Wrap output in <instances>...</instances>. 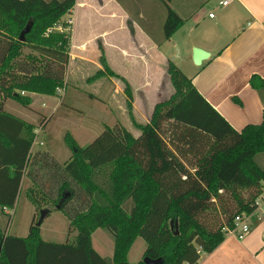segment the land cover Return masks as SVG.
Returning <instances> with one entry per match:
<instances>
[{
    "label": "trees",
    "instance_id": "obj_1",
    "mask_svg": "<svg viewBox=\"0 0 264 264\" xmlns=\"http://www.w3.org/2000/svg\"><path fill=\"white\" fill-rule=\"evenodd\" d=\"M115 1L124 8V0ZM160 1L166 14L160 26L150 16L153 11L143 9L147 18L136 20L157 46L184 23L170 0ZM74 4L0 0L4 98L28 107L31 98L25 93L54 96L57 87H65L70 34L53 28L65 24L62 16ZM29 21L31 29L21 42L19 33ZM136 21L130 17L127 26L131 29ZM25 47L36 54L23 55ZM99 58L103 69L97 74L108 72L124 82L135 130L117 122L85 146L65 134L71 155L64 162L46 151H31L34 129L43 128L46 118L31 124L0 102L1 210L14 206L26 177L30 186L24 193L37 214L44 204L64 214L75 233L72 240L58 243L43 240L32 221L23 237L0 229V264H130L127 254L138 237L145 249L135 264H145L143 257L161 258L162 264H196L225 239L224 226L256 209L264 187V171L254 161L264 151V102L261 121L237 131L168 59L164 69L173 92L154 104L148 121H137L129 84L109 69L103 55ZM249 83L264 86V77L252 75ZM209 213L215 215L213 223L203 221ZM98 228L112 238L111 258L92 247L91 235Z\"/></svg>",
    "mask_w": 264,
    "mask_h": 264
},
{
    "label": "crops",
    "instance_id": "obj_2",
    "mask_svg": "<svg viewBox=\"0 0 264 264\" xmlns=\"http://www.w3.org/2000/svg\"><path fill=\"white\" fill-rule=\"evenodd\" d=\"M105 6L107 9H109L107 10V14L113 20L114 29L120 28L122 30V35H127L130 33V40L127 39L126 44H120L121 41L111 38L110 36L112 29H109V27L104 26L101 29L99 28L98 30H95L92 28V22L91 24H87L91 13L90 10L104 14ZM241 9L246 14L245 23L241 22ZM69 14L74 16V18H71L72 22H74V25L72 23L73 29L70 40L71 48L69 50L67 69L70 68L73 62H76L78 64H83L90 68H94L96 72L102 70L103 67L100 64V61H98L100 53L98 47H96V40L102 39V47L104 52L109 48L116 49L118 52H121L123 56L122 60H127L126 62H128V64H133L136 70L139 71V77L134 82L130 79V77L127 76L129 74L123 72V70H120L119 67L121 65L114 63V61L110 62L105 56V61L109 69L113 73L119 75V77H122L129 84L131 92L130 101H132L131 104L133 110L132 114L135 120L140 118L144 121H148L154 104L160 100L163 93V91H160V87L163 83V80L167 78L164 68L169 58L163 59L160 56H158V58L155 57L158 46L150 39V37L144 32V30H142V28L136 27V23V25L133 26V22L131 29L127 26V20L129 19H127V12L115 0H75L74 7L71 9ZM141 15L140 17H142ZM208 18L209 20H213L214 25H217V27L208 29L206 31L207 34H205L203 37L191 32V35L188 36V38H186V40L183 42L184 44H182L180 55L182 52V63L186 62L187 60L190 61L192 60V49L198 47L207 51L210 54V57L202 60L199 65L194 63L196 65V67H194L195 69L189 70V72H183V64L177 65L175 63L174 59L176 55L173 56V59L170 58L169 60L174 61L175 65L179 68L182 74L186 78L190 79L191 84L200 92V94L230 123V125L235 130H237L236 128L246 122H258V119H261L260 117L263 113L264 86L252 88L249 84V80L252 75L264 77V0H232L228 6L223 7V10L219 14L218 18H215V15H213V17L208 16ZM64 20L67 19H63L62 21ZM83 21L85 24L84 27H86L87 30L86 32L80 33V29L77 25L80 23V26L84 28ZM170 38L172 39V37ZM173 44L176 43L173 42ZM223 57H226L229 60V64L237 67L238 73L236 75V71L233 69L229 70L228 63L225 62L224 64ZM103 73L105 74L99 73L96 75V77L91 82V84L93 83L92 87H88L86 91L83 89V94L85 92V96L87 94H91L93 97V102L97 101L99 103H105L107 108L105 113L106 120H117L113 123V125L117 122H120L124 125H127V123L132 125L128 116L127 118L117 117L116 119V115L114 113L116 95L118 97L120 95L123 99L124 105H126L127 97L124 93V82L120 78L111 75L108 72ZM229 73H232L233 75ZM92 75L93 74H90L91 78ZM230 76H232V78ZM84 79L85 77H81L80 83L77 84L81 85V82L84 81ZM236 79H240V81L243 83L242 88L237 91L241 99L237 97V95L231 96L233 92H231L230 88L234 85V81ZM70 82L71 81H69L66 75L64 95L62 94L60 96V101L65 100L67 87L71 86L69 84ZM165 83L169 84L168 79H166ZM91 84H89V86ZM73 87L75 88V91L80 89L79 86L76 85H73ZM260 88L262 90H260ZM33 94L34 93H27L30 98ZM38 95L45 96L44 94ZM77 97H80V95H77ZM140 102L146 107L147 115H149L148 119L142 115L138 109ZM230 102L233 104L234 102H237L236 104L238 105L239 109H236ZM24 108L29 109L30 104L28 107ZM137 110L139 112V116L137 115ZM30 111L34 112V109H30ZM37 114L38 117L40 115H45L43 113L36 112V115ZM124 115L126 117V112ZM38 117L36 119L35 125H37ZM22 119L34 124V121L29 119L26 115ZM125 119L127 120L126 123ZM49 120L50 118L47 116L45 125L40 130H46ZM91 120L94 119L91 118ZM113 125H109V127ZM81 126V129L83 130V125ZM34 130L39 131V128H35ZM70 134L72 135V133ZM72 136L74 137V135ZM75 141L78 143L77 139H75ZM64 146L68 150L65 143ZM31 151H46L59 162L68 160L71 155L70 151L68 150L66 152L65 160L60 161L58 159V151L53 153L50 150L33 149V147H31ZM61 152H63V150H61ZM24 180L28 179L23 177L22 183ZM2 211L4 212L6 210ZM255 216L256 215L250 216V232L241 241L237 240L233 236L225 237L218 247H216L212 252L204 254L196 264H264V252H262V250H257L259 243L257 242V237L255 236L257 232L260 231L263 233L264 237V221L258 223L260 218L256 216V222L254 220ZM253 225L256 226L253 227ZM254 229L257 231H254ZM98 238L101 239V236ZM70 240H72V238L67 239L64 242ZM135 240H137V238ZM91 244L94 250L102 257H112L113 241L111 251L109 247L110 245L107 244L105 246L104 243V248L102 247V251H104L103 253L105 255L96 250L92 242V237ZM132 245L128 251L127 259L129 253L132 250ZM144 249L145 243L142 240V243H139L138 249L136 251L135 262H128L130 264H135L138 260H140Z\"/></svg>",
    "mask_w": 264,
    "mask_h": 264
},
{
    "label": "rangeland",
    "instance_id": "obj_3",
    "mask_svg": "<svg viewBox=\"0 0 264 264\" xmlns=\"http://www.w3.org/2000/svg\"><path fill=\"white\" fill-rule=\"evenodd\" d=\"M123 3H124V9L127 12V19L132 17L133 21H136L141 14L143 19L144 18L146 19L147 16L145 15L146 13L144 10H148L149 13L150 11H153L150 13V16L154 15L153 21L160 26V20L164 19L166 15L165 7L160 0H124ZM217 3L218 0H170L169 5L173 9H175L179 14V16L184 18L185 21L172 34L171 36L172 39L170 38L169 42L168 40L167 41L165 40L159 44L155 57L158 58V56H160L163 59L164 58L170 59L176 55L174 61L177 65L183 64L184 67L183 72L185 71L189 72V70L195 69L194 67H196V65L192 60L190 61L187 60L186 62L182 63L181 60L182 52L180 55L182 44H184L183 42L186 40V38H188V36L191 35L190 34L191 32L193 34L194 33L197 34L200 37H203L205 36V34H207L206 31L208 29L212 27H217V25H214L213 20H209L208 18L209 12L215 15V18L219 17V14L223 10V7H220ZM107 10L109 9H107L106 6L104 8V14H100L97 11L93 12L92 10H90L91 13L87 24H91L92 22L93 23L92 28H94L95 30H98L99 28L101 29L104 26L109 27V29H112L110 37L121 41L120 44H126L127 39L130 40V36H129L130 33L127 35H122V30L120 28L114 29L113 20L107 14ZM241 12H242L241 22L245 23L246 14L242 9ZM68 17H70V19L74 18L73 15L67 13L64 16H62V20L68 19ZM72 23L74 25V22ZM84 25L85 24L83 21V27ZM135 25L136 27L140 28L137 21L134 22L133 26ZM77 26L80 29V33L86 32L87 30L86 27L82 28L80 26V23ZM72 29H73L72 24H70L68 28V32L70 34L69 45H68L69 50L71 48L70 40H71ZM173 42H175L176 44H173ZM102 43H103L102 39L96 40V47H98L100 55H103L104 57L106 56L110 62L114 61V63L121 65L119 67L120 70H123V72L129 74L126 75L130 77L132 81L135 82L139 77V71L136 70L133 64H128V62H126L127 60H122L123 56L121 52H118L116 49L109 48L107 49V51L104 52ZM22 53L23 55L29 53L36 54V53H32L30 49L27 47L22 49ZM99 60L100 58L98 59V61ZM223 61L224 64L225 62L228 63L229 70L233 69L234 71H236L235 75L238 73L237 67L229 64V60L226 57H223ZM90 74H93L92 78L90 77ZM66 75L69 81H71L69 83L71 86L67 87L66 98L65 100L62 101H60L61 97L57 96V94L54 96L53 95L40 96L38 94H33L31 95L30 108L27 109L9 98H4L3 94L0 92V102L1 100H4V103L2 104V108L18 117L24 118V116L26 115L29 119L33 120L34 121L33 123L35 124L36 119L38 117V114L36 115V112L43 113L45 115H40L37 120V124H40L41 118L45 119L47 118V116H49L50 120L48 122L46 130L45 131L39 130L37 132L32 147L33 149L50 150L53 153L58 151V159L60 161L65 160L66 152L68 151L63 143V137L65 134L72 133L75 139H77L78 143L81 146H85L86 144H88L93 140L92 138L96 137L99 134V132L103 127L113 125V123L117 121L114 119H111V121H107L105 116L107 110L105 103H99L97 101L93 102V97L91 94H87L85 96L84 94L86 92L84 94L82 92L83 89H85L86 91L88 87L89 88L92 87L93 83L91 84V82L97 75L94 68H90L87 65L73 62L70 68L67 69ZM81 77L83 78L85 77V79L84 81L81 82L82 83L81 85H78L77 83H80ZM230 77L232 78V76ZM166 79L167 78L163 80V83L160 87V91H163L160 100L168 99L171 93L173 92L172 86L165 83ZM89 84L91 85L89 86ZM242 84L243 83L242 81H240V79H236L234 81V85L230 88L231 92H233L231 96L237 95V97L240 98V95L239 93H237V91L240 88H242ZM73 85L79 86L80 89L78 91L77 90L75 91ZM260 90L262 89L260 88ZM77 95H80V97H77ZM232 102L230 103L237 109L238 108V105L236 104L237 102L236 103L234 102V104ZM139 104L140 105L138 109L140 110V113L148 119L149 115H147L145 105L141 102ZM30 109H34L35 113L30 111ZM124 111L126 112V117L124 115L125 113ZM114 113L116 115L115 116L116 119L117 117H124V118H127V116L129 117L127 107L126 105H124L123 99L120 95L119 97L116 95V104L114 108ZM137 115L139 116L138 110H137ZM88 117H91L94 120H91V118ZM260 118L262 119V116ZM261 119H258V122H253V123H259ZM141 120L142 119L137 118V121H141ZM126 122L127 120L125 119V123ZM81 125H83L84 128L83 130L81 129L82 128ZM243 125L240 126L238 125L239 127L236 129L237 130L241 129ZM126 126H128L130 129L135 130V127L133 125H130L129 123H127ZM166 136H164L165 139H167ZM39 141L42 142L41 145L38 144ZM61 150H63V152H61ZM254 161L264 171V151L257 153L254 156ZM29 186H30V182L28 180H24L23 183L21 182L20 189L16 197L14 206L12 208L4 209L8 213H4L5 211L3 212L0 208V229L3 233L23 237L27 234L28 227L31 221L33 223L37 222L39 218V215L37 214L38 212L34 210V207L28 201L24 193ZM262 196L264 197V187H263ZM41 209L52 210V212L44 218V220L40 225V236L43 240L64 242L67 239L73 238L75 233L72 229L70 230L68 225V219L64 214L55 211L52 208H45L44 204ZM209 214H210L209 216L204 217L203 221L206 220L208 223L209 221L213 223L214 220L213 217H215V215L212 213ZM252 215H256L260 218V221H258V223L264 221V199L262 200L259 209ZM256 216L254 220L257 222ZM254 226L256 225H253V227ZM254 231L257 230L254 229ZM261 233L262 232L258 231L257 234L255 235L257 237V242L259 243L257 250L258 251L262 250V252H264V237H263V233L262 234ZM99 236H101V239L98 238ZM228 236L230 235L225 234V237ZM91 237H92L93 245L96 248V250H98V252L105 255L103 253L104 251H102V247L104 248V243L105 246L107 244L110 245L109 247L111 251L112 238L107 232H105L102 229H96ZM139 243H142L141 238H137V240H135L134 244L132 245L131 248L132 250L128 256V261L130 263L135 262L136 251L138 249Z\"/></svg>",
    "mask_w": 264,
    "mask_h": 264
},
{
    "label": "built area",
    "instance_id": "obj_4",
    "mask_svg": "<svg viewBox=\"0 0 264 264\" xmlns=\"http://www.w3.org/2000/svg\"><path fill=\"white\" fill-rule=\"evenodd\" d=\"M231 1L232 0H218L217 4L220 7H225V6H228ZM208 16L209 17H213V14L212 13H208ZM64 23L65 24L63 26L62 25H57L53 29H55L57 31L68 32V28H69V25L72 24V20L70 18H68L66 21H64ZM50 30H52V29H47V32L50 31ZM55 91H56L57 96H61L64 93V87H57L55 89ZM21 94H24V92H21ZM37 128H39V130L41 129V127H37ZM34 132H35V137H36V134H37L38 131L34 130ZM39 144H42V142H39ZM263 199H264V197L262 196V194L255 199L254 204L256 206V209L254 210V212H252L250 214H246V213L238 214V215H236L234 217L231 227L224 226L222 228V230L225 232V234L233 236L237 240H242L250 232V229H251L250 216L252 214H254L259 209ZM5 213H8V212L5 211Z\"/></svg>",
    "mask_w": 264,
    "mask_h": 264
},
{
    "label": "water",
    "instance_id": "obj_5",
    "mask_svg": "<svg viewBox=\"0 0 264 264\" xmlns=\"http://www.w3.org/2000/svg\"><path fill=\"white\" fill-rule=\"evenodd\" d=\"M31 25H32L31 21L26 23V25L23 27V29L19 33V36H18L19 41L23 42L25 40V34H27L30 31ZM208 57H210V54L207 51L201 48H198V47H195L192 49V60L196 65H199L202 62V60ZM48 213H49V209L40 210L39 218L36 222V226L41 225L42 221L48 215ZM170 227H172V222H170ZM175 234H177V230H175ZM142 260L145 264H162L163 263V260L161 258L150 259L148 257H143Z\"/></svg>",
    "mask_w": 264,
    "mask_h": 264
}]
</instances>
